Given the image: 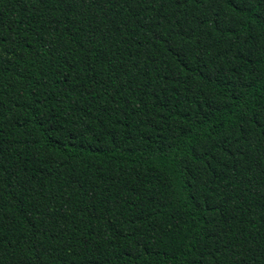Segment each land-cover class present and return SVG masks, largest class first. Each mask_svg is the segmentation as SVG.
I'll use <instances>...</instances> for the list:
<instances>
[{
	"label": "trees",
	"instance_id": "1",
	"mask_svg": "<svg viewBox=\"0 0 264 264\" xmlns=\"http://www.w3.org/2000/svg\"><path fill=\"white\" fill-rule=\"evenodd\" d=\"M0 264H264V0H0Z\"/></svg>",
	"mask_w": 264,
	"mask_h": 264
}]
</instances>
